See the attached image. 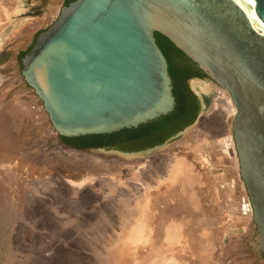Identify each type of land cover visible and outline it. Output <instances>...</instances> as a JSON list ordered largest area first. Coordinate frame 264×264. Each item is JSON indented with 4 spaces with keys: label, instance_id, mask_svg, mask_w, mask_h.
Returning <instances> with one entry per match:
<instances>
[{
    "label": "water",
    "instance_id": "water-1",
    "mask_svg": "<svg viewBox=\"0 0 264 264\" xmlns=\"http://www.w3.org/2000/svg\"><path fill=\"white\" fill-rule=\"evenodd\" d=\"M264 24V0H253ZM237 0H73L61 6L21 57L18 76L32 89L59 141L74 149L129 161L179 138L140 150L77 148L61 137L138 128L176 107L169 61L157 42L166 36L206 77L231 96L239 179L256 227L253 247L264 254V33ZM16 54V53H15ZM146 138L128 142L135 145Z\"/></svg>",
    "mask_w": 264,
    "mask_h": 264
},
{
    "label": "bare ground",
    "instance_id": "bare-ground-1",
    "mask_svg": "<svg viewBox=\"0 0 264 264\" xmlns=\"http://www.w3.org/2000/svg\"><path fill=\"white\" fill-rule=\"evenodd\" d=\"M23 2L24 0H0V34L4 31L6 26L7 27L11 26L12 15L15 14L16 12L22 11ZM237 2L248 12L251 18H253L252 21L255 28L260 29L264 33V24L260 21L254 10V1L237 0ZM56 7L57 6L52 7V11H51L52 13L56 12L57 10ZM46 18L48 21V17ZM35 21L34 22L32 21L33 23H30L22 33L20 32L21 35L23 34L21 36V39H23V41L27 40L32 30H34L40 24V23L37 24ZM44 21H46V19ZM13 57L15 58V56ZM9 75H11V77H13L14 79L15 77L17 79L18 70ZM7 80L5 75H1L0 73V84L7 82ZM8 87L3 89L0 93V96L3 95L0 97V163H1L0 176L3 177L4 175H6V177H8V180L11 179L13 180V178L9 177L8 175L14 176L16 178L17 177L16 175L20 171V167L17 168L15 167L16 165L19 164L18 160L20 158L18 156L20 154L22 155L24 152L30 155V157L33 160L43 159V161L47 164L50 163L56 166L58 164V166L60 167L62 166L61 164L64 165L65 163L70 165L80 164L82 166H90L92 164L94 165V163L97 162L100 163V166L104 165L110 167L111 169L119 168L120 170L121 165L125 166V165H130L132 163H138V165H136V168L139 170V168H142L140 167V164L143 165L146 163L147 164L145 165L146 167L142 169V171L140 170L141 172L137 170L138 172H140L139 174L137 173L136 169H133V167L132 169L130 168L131 172L129 170H126V168H124L125 172L127 173L128 172L132 173L133 171L136 172V173L133 172L135 177L132 174L133 179H130L128 183L126 182L128 185V186L126 185L127 188L129 187L128 189L132 188L135 190V191L133 190L134 192L131 190L133 192V196L139 193L143 197V199L150 198L148 197L150 194L147 191L145 192L144 190L149 189L152 186L153 182H156L155 184H153L156 185L157 182H160L162 180L161 177L165 178V176L167 175L166 176L167 179H163V180H172L179 182V183L176 182L177 186L175 184V188L173 191L174 196L172 198H174L173 200L175 201H173L174 203L173 204L171 203V205H166V203L162 202L163 206L161 207L160 211L157 212L155 210L158 209L154 210V208L153 209L150 208L147 205L148 200L146 199L143 200L142 197L137 198L136 196V199H139L137 200L138 203L136 200H132V201H136V203L133 202V205L139 204L137 205V209H135L134 206L132 207L135 211L136 210L138 211L136 212L137 215L132 221L128 220L127 222L125 220L127 224H125L124 228L122 229L124 233L123 232L120 233V234L123 233L124 236L123 234L119 236L120 234L117 233V235L119 234L117 238L121 237L119 239L121 241L120 244L121 243L123 244L119 247L120 248L122 247L121 248L122 251H120V253L124 254L125 256L124 261L134 259L132 261L134 262L136 260L135 258L137 257L139 258V256L145 254L147 248L149 251H151L150 253H152L151 255L153 257L156 256L157 261L156 263L153 264H221V261L224 259V256L228 257L229 259L230 255H232V257L230 258L231 261L229 264H259V262L254 260L255 255L248 249L238 248L234 250L232 248L234 247L233 243L230 244L231 247L230 245H228V247L225 248L227 250L223 249L225 244V241H223L224 235L232 233L231 229L229 228L230 223H232V217L231 216L226 217L227 215L223 216V214H225L224 211L227 210L230 213H233L234 211H238V212L240 211L238 220H240V222L244 225L242 230L243 233L240 234L242 237H244L247 234V232H249L248 230L252 222L251 219H253L251 204L247 199V195L244 190L243 183L240 179H239V183L242 187L241 188L242 190L238 192L239 195H237V197H235L236 195L234 196L235 184L237 181L236 178H239V169H238V157L232 136V121L237 112V108L235 104L232 102L231 96L225 89L219 87L217 84L213 83L212 81H206L196 78L192 82V87L194 88L195 91L202 94L207 99V106L203 110L201 117L196 121V123H194L192 126L187 128L186 131L179 138L172 140L163 147L154 150L152 153L144 154L129 161H126V160H120L118 157L113 155H100L91 151L70 148L62 144L57 138V134L49 121L48 114L44 110L42 103L39 101L38 97L34 94L33 90L32 89L31 90L29 89L28 91L24 90L25 93L26 92L28 93V94L26 93L27 95L25 94L26 96L22 94L19 95L14 94L13 97L11 98L10 95L5 97V94L6 95L7 93L9 94V92L7 91ZM9 97L11 98L10 101L8 100ZM6 100H8L7 104H6ZM22 121H25L24 125L26 124V121L28 122V124L22 126L21 127L22 131H21L19 125L21 126ZM27 125L28 127H26ZM24 127L27 128L28 131L26 129L25 130L28 132V134L30 132V135L32 136V138L29 140L33 144L32 147L37 146V149L33 150V148L30 147L31 148L30 150L24 151L22 145L19 146V144L21 143L19 141H22L25 135H22L21 133L22 138H19L18 137L20 136L18 134L19 132L17 133L18 136H16L15 132L17 131L15 129L17 130L20 129V131L23 132L25 131L23 130ZM26 133L23 132V134ZM185 148H189L192 151L194 155L193 157L198 162L196 169L193 170L195 171L196 175L194 174L191 175L192 173L189 174L192 171L189 168L191 167L190 166L191 163L188 157L192 153L183 154V150H185ZM16 156L17 158H19L17 160L18 164H15L16 160L13 161L14 157ZM96 156H100L103 158L97 159L95 158ZM21 168H24V166ZM113 169L111 170L112 172L114 171ZM3 173L4 175H1ZM127 173L126 175L128 176L129 173L128 174ZM204 174L209 177V181H210L209 184L211 188V194L209 193L210 190L208 192L210 194V199L208 200L207 198V200L209 201L208 202L209 213L206 212V210H208V207H206L207 209L205 208L203 209L202 207L203 206L202 205L203 202L201 199L202 197H200V194L198 193L199 189L196 184V181L199 182L201 181L200 179L205 178V177L200 178L197 175L200 176ZM117 175L119 174L117 173ZM126 175H124V177H126ZM132 175H129L128 177L132 178ZM31 176H33V174ZM107 176L109 175L107 174ZM108 178L111 180L110 177ZM135 180H138V182L140 180L141 183L138 185V183ZM204 185L206 186V184ZM157 186L158 185H156V187ZM165 186L166 185L161 186V189L164 188ZM93 187H91L90 184L86 188L81 187L79 191L83 190L82 192L83 196H87L95 192ZM142 188L145 189L143 190ZM142 190L144 192H142ZM39 193H43V192H39ZM45 193H43V195ZM129 193H127V195ZM152 193L154 192L152 191ZM127 195L125 193L124 196ZM133 196H127V197H131L133 199ZM127 197L126 199L124 200L122 199V200L123 201L127 200ZM129 199L130 198H128V200ZM101 200H104V198ZM125 203L127 204L128 202ZM125 203L123 205H125ZM131 205L132 204H130L129 206ZM138 206L140 209H138ZM126 208L128 209V207ZM133 209H129V210L132 211ZM129 210L126 211L129 212ZM134 210L132 211L133 213L130 211L132 213L131 215L134 214L135 212ZM211 210L212 212L214 211L212 214H210ZM242 214L244 215L242 216ZM123 215L124 216L128 215V213H124ZM133 216L130 217V219H132ZM225 218L227 219V223L223 224V220ZM184 226L187 227L183 228ZM122 236H123V242H122ZM236 243L239 244V242ZM108 247L110 248V246ZM112 247L113 246L111 245V248ZM237 247L235 246L234 248ZM117 254H119V250L118 253L113 254L114 261L116 259L115 255ZM220 254L221 256L222 254H224L223 258L221 259L219 258ZM235 255L237 257H234ZM238 257L240 258V260H236V258ZM158 258L160 260L163 259V261L160 263ZM137 261H139V259H137ZM224 263L225 262H223V264Z\"/></svg>",
    "mask_w": 264,
    "mask_h": 264
},
{
    "label": "rangeland",
    "instance_id": "rangeland-1",
    "mask_svg": "<svg viewBox=\"0 0 264 264\" xmlns=\"http://www.w3.org/2000/svg\"><path fill=\"white\" fill-rule=\"evenodd\" d=\"M64 4H65V0H24L22 4V11L16 12L15 14L12 15L11 26L8 27L6 26L4 31L0 34V73L1 75H5L6 80L8 79L7 80L8 83L4 82L3 84H0V93L6 87L8 86L10 87V89L9 87L7 89L9 94L8 93L7 95L5 94V97L10 95V97L12 98L14 94L16 95L22 94L24 96L28 94L27 92L26 94L25 91H28L29 88H27L24 85V82L20 80V77L17 76V79L16 77L14 79L9 74L17 71L16 66H18L19 68L21 67L20 61H21L22 53L26 52L33 45L38 33L44 30L45 28H47L52 23V21L57 17L61 6ZM53 6H57L56 7L57 10L55 13L51 12ZM46 17H48V21ZM45 19L46 21H44ZM32 21L33 22L35 21L37 24L39 23L40 24L38 25V27L32 30L27 40L23 41V39H21V36L23 34L21 35V33L25 30V28H27V26L30 23H33ZM14 34L17 35L15 36ZM13 56H15V58ZM10 62H12L13 64ZM7 72L9 77L7 75ZM195 79L194 77L191 78L189 80V83H191L192 85V82ZM10 97L8 99L9 101L11 100ZM8 100H6V104L8 103ZM22 122H21V126L19 125L20 129L22 126L28 124L27 121L25 125H24L25 121ZM26 127H28V125ZM26 127H24L23 130L25 129L27 130ZM20 129L18 130L15 129L17 131L15 132L16 133L15 135L18 136L19 134L20 136L18 137L22 138L21 137V133H22V135L25 136L22 139L23 142L19 141L21 142L19 146L22 145L24 151L30 150L31 148H33V150L37 149V146H34L35 148L32 147L33 144L32 142L29 141L32 138L30 132L28 134L27 132L28 130L23 131L24 133L27 132L26 133L27 136H26V134H23V132H21L22 129L21 131ZM190 151L191 150L189 148H185V150H183V154L192 153V151L191 152ZM193 156H194L193 153L189 157L187 156L190 163L192 164V165L190 164L191 167H189L192 172H190L189 174L192 173L191 175L193 174L196 175L195 171L193 170L196 169L198 162ZM18 157L20 159L17 158V156L14 157L13 159V161L16 160L15 164H18L17 160L19 159L18 160L19 166L18 165L15 166L16 168L20 167V171L16 175L17 177L15 178L14 176L8 175L9 177L13 178V180L11 178H10L11 180H8V177H6L4 173L1 175H4L5 178L4 176L3 177L0 176V264H118V263L129 264L134 260V259H130L124 261L125 260L124 254L120 253V251H122L121 249L122 247L121 248L119 247L123 244L122 243L120 244L121 241L119 239L121 237L117 238V236L121 232L124 233L122 229L124 228V225L127 224L126 221L127 222L128 220L132 221L137 215L136 212H138L137 210L135 211L132 207L134 206L135 209H137V205L139 204L133 205V202L136 203V201L139 200L136 199V196L137 198H141L142 196L137 192H135L137 194L133 196V192L135 190L132 188L128 189L129 187L127 188L128 186L127 183L130 179H133V175H134L133 172H135L132 170L133 172L130 173L131 172L130 168L132 169L133 167V169H136L137 171L138 169L136 168V165H138V163H132L130 165H125V166L121 165L120 170L119 168L117 169L112 168L114 170L112 172L111 171L112 169L110 167L104 165L100 166V163L97 162L94 163V165L92 164L90 166H82L80 164L70 165L65 163L64 165L61 164L62 166L60 167L58 166V164L57 166L50 163L47 164L43 161V159L33 160L30 157V155H28L25 152L22 155L20 154ZM95 158L102 159L103 157L96 156ZM132 165H134L135 168ZM143 165L140 164V167L142 168H139L138 171L140 170L142 171V169H144L146 167L145 165L147 164L145 163ZM23 166L24 168H21ZM124 168L130 171L128 172L129 174L125 172ZM138 171L137 173L139 174L141 171L140 172ZM117 173L120 176L117 175ZM126 173L128 174V176L133 174L132 178L128 177ZM32 174L33 176H31ZM107 174L109 176H107ZM123 174L126 175V177H124ZM166 176L165 178L161 177L162 180L160 179L161 181L157 182L156 184L158 185L157 187L156 185H153L156 182H153L152 186L149 189L144 190L145 188H142L145 192L147 191L150 194L148 196L150 198L148 199L145 198L146 200H148L147 205L152 209L154 208V210L158 209L155 210L157 212H159L161 207L163 206L162 202L166 203V205H171V203L173 204L174 203L173 201H175L173 200L174 198H172L174 196L173 191L175 188V184L177 186V183L179 182L172 180H163V179H167ZM197 176L200 178L205 177L204 179H200L201 181L199 182L196 181V184L199 189L198 193L200 194V197H202L201 198L203 202L202 207L203 209L204 208L207 209L206 207H208L209 205L208 200L210 199V194H211L209 177L205 174L200 176L197 175ZM108 177H110L111 180ZM236 180L238 182L236 181L235 184V192H234V196L236 195L235 197H237V195H239L238 192L242 190L241 189L242 187L239 183V178H236ZM135 181L138 183V185L141 183L140 180L139 182L138 180ZM90 184L91 187L94 186L93 188L95 192L87 196H83L82 193L83 190L81 191L79 190L81 189V187L86 188ZM204 184H206V186ZM160 185L161 186L166 185L165 186L166 188L164 187L161 189ZM131 190L134 191L132 192ZM143 190L142 192H144ZM152 191L154 193H152ZM39 192H43V193L46 192V193L43 195V193H39ZM125 193L126 195L127 193H129L127 196H133V199L131 197L124 196ZM126 197L127 200L123 201L124 199H126ZM103 198L104 200H101ZM128 198L130 199L128 200ZM132 200H136V201H132ZM129 201L130 204H132L131 206H129L130 205ZM125 202L128 203L126 204ZM124 203L125 205H123ZM126 207H128V209ZM125 209L126 210L133 209L135 211L133 214L134 216L131 215L133 213L132 212L133 210L132 211L129 210L128 212ZM138 209H140L139 206ZM208 211H209V207L208 210H206V212ZM210 212H211L210 214H212L214 211L212 212L211 210ZM224 212L225 214H223V216L227 215L226 217L229 216L232 217V223H230L229 225V228L231 229L232 233L224 235L223 241H225V244L223 249H225L226 247H228V245L233 243L234 247L238 246L237 248L232 247L234 250L238 248L248 249L255 255L254 260L259 262V264H264V254L258 252L253 247L252 244L256 231V227L253 222V219H251L252 222L248 230L249 232H247V234L244 237H242L240 234L243 233L242 230L244 225L240 222V220H238L240 211L239 212L234 211L233 213H230L229 211L225 210ZM124 213H128V215L124 216L123 215ZM243 215L244 214H242V216ZM132 216L133 218L130 219V217ZM226 223H227V219L225 218L223 220V224ZM186 227L187 226H184L183 228ZM117 233L119 234L117 235ZM122 234H120L119 236H121ZM123 236H122V242H123ZM236 242H239V244ZM111 245L113 246L112 248ZM108 246H110V248ZM117 249L119 250V254L115 255V258L116 259L120 258V259H118L119 261L116 259L114 261L113 254L118 253ZM150 252L151 251H149L146 248L145 254L139 256V258L138 257L135 258L136 262L134 261L131 264L156 263L157 261L156 256L153 257L151 255L152 253ZM236 255L234 257H237ZM223 256L224 254H222V256L220 254L219 258L221 259L223 258ZM231 257L232 255H230V258ZM230 258L228 259V257L224 256V259L222 261L220 260L221 264H223V262H225L224 264H229L231 261ZM137 259H139V261H137ZM158 260L160 263L163 261V259L160 260L159 258ZM236 260H240V258L238 257L236 258Z\"/></svg>",
    "mask_w": 264,
    "mask_h": 264
},
{
    "label": "trees",
    "instance_id": "trees-1",
    "mask_svg": "<svg viewBox=\"0 0 264 264\" xmlns=\"http://www.w3.org/2000/svg\"><path fill=\"white\" fill-rule=\"evenodd\" d=\"M71 1L73 0H65V4ZM156 38L169 61V71L173 79L174 95L177 101L174 111L138 128L124 129L112 134L61 137L62 140L77 148L105 146L119 147V149L129 151L140 150L162 143L168 137L195 121L199 112V101L189 88V80L193 77H206L207 73L199 68L166 36L157 32ZM26 52H23L22 56ZM149 137L150 139L146 142L127 145L128 142L141 141Z\"/></svg>",
    "mask_w": 264,
    "mask_h": 264
},
{
    "label": "flooded vegetation",
    "instance_id": "flooded-vegetation-1",
    "mask_svg": "<svg viewBox=\"0 0 264 264\" xmlns=\"http://www.w3.org/2000/svg\"><path fill=\"white\" fill-rule=\"evenodd\" d=\"M195 79V78H194Z\"/></svg>",
    "mask_w": 264,
    "mask_h": 264
}]
</instances>
